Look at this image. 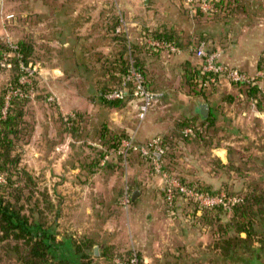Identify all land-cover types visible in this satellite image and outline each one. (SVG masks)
<instances>
[{
    "label": "rangeland",
    "instance_id": "374dc122",
    "mask_svg": "<svg viewBox=\"0 0 264 264\" xmlns=\"http://www.w3.org/2000/svg\"><path fill=\"white\" fill-rule=\"evenodd\" d=\"M204 3L206 0H0V92L6 90V108L13 97H25L30 131L28 141L19 147L20 167L33 177L35 196L23 202L24 211L31 214L38 199L42 217L55 226L59 240L82 244L92 239L88 264H113L119 257L112 255L126 258L130 254L146 264L165 260L173 264H264V213L249 218L250 211L234 208L242 202L241 192L247 198L252 193L264 195V101L248 99L245 86L221 75L216 79L219 85L206 90L205 101L189 94L184 73L186 63L197 68L203 65L198 53L203 35L206 49L219 53L223 64L256 76L262 70L259 62L264 54V0H225L226 6L217 16L207 15L213 4L204 10ZM117 22V30L110 29ZM139 28L177 32L180 43L175 45L180 51L165 49L152 55L143 45ZM200 29L204 31L201 36ZM122 34L127 44L115 39ZM20 41L34 45V60L29 64L18 59ZM190 45L197 46L190 50ZM123 46L131 65L158 94L142 120L140 98L132 95L120 108L102 104L89 92V80L73 61L75 49L78 54L86 49L93 58L104 55L111 60ZM102 72L103 82L117 84L118 80ZM259 83L264 89V80ZM193 100L219 112L221 120L207 132L213 143L206 139V143L188 140L178 144L175 156L166 160L172 177L141 150L132 149L126 158L105 143L115 131L133 137L134 145H146L176 129L177 121L193 116ZM77 111L84 114L77 125L78 138L67 132L62 121ZM103 123L106 128L99 132ZM170 180L181 185L183 181L209 184L222 190L202 192L204 195L225 194L239 200L227 207H203L174 187L170 201L165 196ZM6 182L0 172V183ZM136 190L139 195L132 201ZM251 207L259 210L257 203ZM205 208H221V218ZM56 211L58 222L53 223ZM93 232L97 234L91 237ZM6 257L0 264L11 261Z\"/></svg>",
    "mask_w": 264,
    "mask_h": 264
},
{
    "label": "trees",
    "instance_id": "16d2710c",
    "mask_svg": "<svg viewBox=\"0 0 264 264\" xmlns=\"http://www.w3.org/2000/svg\"><path fill=\"white\" fill-rule=\"evenodd\" d=\"M209 2L213 4V9L210 12H207V15L209 16H217L221 14V11L226 6L225 0H210ZM195 8L200 11L199 13H202L199 5H196ZM118 25L117 22L110 29L117 30ZM142 31V37L144 39L143 45H146L149 48L150 51H147L152 55H157L159 50H155L149 45L147 41L148 37L166 40L177 45L180 43L179 37L176 36L177 32L169 31L168 29L161 30L155 28L151 30L144 28ZM116 36L115 39H120V44H127L125 34H122L119 37ZM200 41H206L203 35ZM187 42L191 44L190 40H187ZM18 44V52L21 55L18 59L29 64L31 60H34V45L28 41H20ZM77 46L78 44L76 47ZM192 46L190 47V50L195 49L197 45L194 47ZM85 50L86 49H82L81 53L78 54L77 49H75L73 51V61L81 71L83 70L81 75L89 80V92L95 94L102 104L110 106L111 108L125 106L127 99L133 95L134 82L127 81V88L122 98L112 99L108 98L107 95L115 91L117 88H120L119 86L126 81V77L130 73L131 62L125 56L127 47L123 46V50L114 55L111 60L104 55L93 58L92 55L86 54L84 52ZM1 54H3V52ZM184 67V73L186 72V84H188L190 88L189 94L201 97L206 101V90L208 88L215 89V87L219 85V82L212 80L213 74L202 72L201 67H191L189 63H186ZM259 67L260 69H264V54L261 56ZM139 68L142 71V67ZM100 71H103L102 74H104V76H109V78L114 81L118 80L117 84L111 85V83L107 81V83L103 82L101 80L102 76L101 78L99 76ZM87 74H91L92 77H87ZM231 82L238 86H245L247 88L246 93L248 99H253L256 102L264 101V89L259 83V78L247 83ZM14 83L17 84V87H21V85L18 84V79H15ZM109 84L110 86H108ZM118 84L119 86H117ZM5 93L6 90L0 92V172L4 173L7 178L6 183H0V251L2 250L3 253L5 251L4 255H1L0 253V261L4 260V256H7L6 260L7 258L11 259L8 264H10V262L11 264H88L87 259H89V255L87 249L91 246V243L93 242L92 239H87L82 244H75L71 239L59 240L57 234L58 231L55 226L51 223H46L42 217L43 213L39 211L38 199L35 201V207L31 214L28 215L24 211L25 205L23 202L27 200L31 201L32 196H35L33 195V186L35 185L33 177L29 175L24 168L20 167V144L30 138L28 122L25 120L24 108L26 102L24 100L25 97L16 96L11 99L6 108ZM260 108L262 107L260 106ZM83 120L84 114L79 111H77L75 115H69L66 118H62V121L67 128V132L76 138L80 136L79 127L77 125ZM218 120H221V115L219 112H215L212 108H209L206 117L193 115L189 118L181 119L177 121L176 129H169L168 133L164 132L159 138V144L163 148L162 153H155L151 141L144 146L150 149L149 152L152 157L142 154L152 162H154V158H157V161L162 165L163 170L165 169L167 171L169 167L167 166L166 160L168 157L172 159L175 156L174 151L178 149V144L184 143V141L186 142L188 140L206 143V139L209 137V133H207L209 128H215V124ZM102 127L106 128V123L101 125L99 132H103ZM188 129L191 130L190 133L186 132ZM106 130L107 129H104V132ZM117 134L119 133L114 131L113 135L109 137V140L105 141V143H109V145L116 150L118 155L124 157L119 153V149L122 140L129 138V135L125 134V132L123 134ZM213 141L214 140H211L210 144L213 143ZM141 146L143 145H135L136 149L139 150ZM132 149L134 148H131L129 151ZM168 172L167 173L170 177H172L171 174L173 172L170 170H168ZM198 184H189L183 181V185L192 188L194 187L205 194H214L222 190V188L216 189V187L214 188L209 184ZM28 189L30 192L26 195L25 191ZM165 193L167 194L166 189ZM177 193L179 192L177 191ZM133 194L132 201H134ZM239 195L242 197V202L236 204L234 208L237 209V207H242V213L250 211L252 214L249 218H252L255 215L259 217L264 213V195L252 193L248 198L245 192H241ZM245 200L247 201V204H245ZM249 200L251 203H249ZM256 203L259 207L258 211H254L251 207L256 205ZM206 210L209 214L211 212L213 216L216 217V215H218L219 219L221 218L219 215V213L222 212L221 208H207ZM57 214L56 211L53 223L58 222ZM248 222L252 223V221ZM222 223H224V221ZM227 244L228 246H232V242H227ZM112 257H119L123 262L128 263L133 257V254H130L126 258H122L119 255H112L111 258ZM158 264H173V262L165 260V262L162 261Z\"/></svg>",
    "mask_w": 264,
    "mask_h": 264
},
{
    "label": "built area",
    "instance_id": "2783aa9c",
    "mask_svg": "<svg viewBox=\"0 0 264 264\" xmlns=\"http://www.w3.org/2000/svg\"><path fill=\"white\" fill-rule=\"evenodd\" d=\"M192 2L193 0H189ZM210 2L206 0V3L203 4L202 8L205 9H211ZM207 6V8H206ZM149 45L153 47L155 50H170L172 52L180 51V49H177L176 45L174 43L168 42L166 40L156 39L153 37H148L147 39ZM198 53L203 59V65L201 66L202 72L205 73H211L213 74L212 80L216 81L217 77H225L228 81H235V82H252L256 80V78L263 79L264 80V69L258 71L256 76H248L247 73L235 68L230 67L228 65L223 64L219 59L220 55L216 51H212L209 49H206V42L202 41L198 47ZM135 80L134 83V90L133 95L136 98L141 99V103L139 106V118L142 120L144 119L146 113L148 110L152 107V105L157 101L158 94L153 92L150 88H148V85L143 77V74L137 69L134 64L132 63L130 73L128 75L127 80ZM127 80L123 83V87H120L116 89L115 91L109 93L107 95L108 98H122L124 96V93L127 88ZM186 132L190 133L191 130L188 129ZM160 139L156 138L152 141V146L155 149V153H162L163 148L160 146ZM131 148H136L134 145V139L133 137L125 138L122 140L119 153H121L123 156H127L128 151ZM141 152L144 155H148L152 157L150 154V149L146 146L140 147ZM154 163L158 164L157 158L153 159ZM174 187L175 190H177L181 195H183L186 198H192L195 199L199 204L203 207H214V206H223L227 207L230 206V204H235L239 199H236V197H228L225 194L221 195H204L201 191L196 190L192 187H188L186 185H181L177 181L170 180L169 184L166 187L168 200L173 201L174 197ZM114 264H146L142 263L139 258H137V255L134 254V256L130 259L128 263H125L121 260V258H116L114 260Z\"/></svg>",
    "mask_w": 264,
    "mask_h": 264
},
{
    "label": "crops",
    "instance_id": "0c3cea01",
    "mask_svg": "<svg viewBox=\"0 0 264 264\" xmlns=\"http://www.w3.org/2000/svg\"><path fill=\"white\" fill-rule=\"evenodd\" d=\"M143 29H140L139 28V31H140V33H141V35H142V33H143V31H142ZM209 28L207 27V29H206V32L208 31L209 32ZM199 33H200V36H201V33L203 32L204 33V31H203V29L201 30H199L198 31ZM206 34V33H205ZM143 38V37H142ZM256 50H254V52H255ZM255 53H257V51L255 52ZM249 56V55H248ZM252 56V55H251ZM262 56V55H261ZM253 57V56H252ZM191 60V59H190ZM195 103V100H193V104ZM203 105H206V104H202V102L201 101H196V103L193 105L194 107H193V110H192V115H194V116H196V115H198V116H204V117H206V115L208 114H206V115H204L203 114V112H202V107H203ZM208 107V106H207ZM208 111H209V109H208ZM222 159L224 160V158H223V155H222ZM225 161V160H224ZM134 192H138V195H139V191L138 190H136V191H134ZM133 192V193H134ZM138 195H137V197H138ZM136 197V198H137ZM135 200V199H134ZM95 233L96 232H93V235H90L91 237H94L95 236ZM97 234V233H96Z\"/></svg>",
    "mask_w": 264,
    "mask_h": 264
},
{
    "label": "water",
    "instance_id": "95a60500",
    "mask_svg": "<svg viewBox=\"0 0 264 264\" xmlns=\"http://www.w3.org/2000/svg\"><path fill=\"white\" fill-rule=\"evenodd\" d=\"M147 1L148 0H146V2ZM202 112H203L204 115H206L208 113V107H207V105H203ZM222 155H223V157H225V153H222ZM137 195H138V192H134V194H133V200L136 199ZM95 253L98 254V247L97 246L95 247Z\"/></svg>",
    "mask_w": 264,
    "mask_h": 264
}]
</instances>
